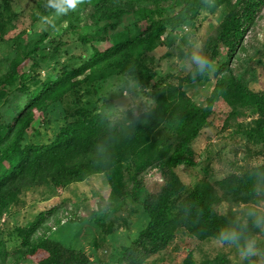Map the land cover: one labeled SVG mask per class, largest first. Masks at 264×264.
<instances>
[{"label": "trees", "instance_id": "obj_1", "mask_svg": "<svg viewBox=\"0 0 264 264\" xmlns=\"http://www.w3.org/2000/svg\"><path fill=\"white\" fill-rule=\"evenodd\" d=\"M149 1L154 4V9L142 6L140 0H84V4L91 8L88 17L90 30L79 34L78 42L88 47L89 53L86 57L81 54L80 59L72 58L64 62L60 69L53 67L51 72L54 76L38 77L36 82L33 78V83L31 76L18 74L22 64L14 63L11 77H16L15 80L21 84L20 92H16L18 97L14 99L18 104L13 106L12 99L9 100L7 110H10L4 111L8 115L0 124V209L12 205L9 203L14 201L28 180L35 178L32 170L40 173L37 178L43 184L44 174L57 171V167H49L56 162L58 165L65 162L62 157L73 159L88 153L93 156L92 159L80 165L73 164L72 169L65 171V180L102 173L113 193L120 194L115 199L116 203L131 198L143 209L148 222L130 245L120 248L115 260L117 264H143L149 257L162 252L177 234L183 232L198 242H219L217 232L224 226L238 227L254 239L264 226L254 224L250 214L242 216L231 211L241 203L246 205L255 201L251 197L256 191L255 185L264 181V165L254 167L243 175L232 174L216 181V189L212 185L197 186L184 197L180 196L182 188L173 172L178 165L190 163L188 159L193 154L191 145L208 123L211 108L216 102H223L229 107V120L249 118L247 122H237L235 133L262 146L264 155V90H250L244 79L245 69L240 67L237 72L231 68V59L238 58L237 51H244L243 37L260 18L258 13L264 0H234L233 3V0ZM221 5H224L225 11L216 29L217 36L210 38L203 50L210 60H217L212 72L215 83L205 106H197L182 92L169 87L166 93L146 94L149 106L144 112L136 115L131 111L124 113L134 126H130L123 117L114 124L110 123L105 116L107 114L101 113L106 103H101L99 107L96 103L102 98L97 90L98 84L109 77L123 79L129 70H133L142 85L157 88V85L148 84L154 74L147 71L146 57L160 46L165 29L193 26L202 7L211 9ZM41 7L45 15L53 13L48 6L46 9L45 3ZM74 10L77 11L76 7ZM125 13H134L138 19L112 33L119 26V16ZM162 14L166 17L161 18ZM140 22L144 23L143 29ZM4 25L5 22L0 23V27ZM3 29L0 28V32ZM104 41H109L110 46L102 52L91 44ZM40 43L41 40L31 45L33 53L36 54ZM40 56L43 54L39 53ZM191 71L183 79L184 83L208 80V74L193 78ZM165 95L168 98H164ZM177 95L180 96L178 103L166 104L173 102ZM152 101L154 105L150 104ZM12 113H16L14 117H11ZM37 114L39 122L35 128L32 123ZM49 116L62 119L65 125L46 136L43 127L51 123ZM123 164L132 166L134 171L125 179L121 176ZM46 167L48 170L44 172ZM149 170H156L162 183L153 194L143 186V176ZM220 203H227L229 212L219 213L216 208ZM44 215L26 225L14 227L19 240L18 247L14 249V264L26 261L32 264H88L89 260L82 251L64 246L47 235H36L46 221ZM102 217L105 218L104 215ZM96 222L101 223L100 220ZM3 252L0 241V258L4 253L6 255ZM38 252L42 253V257L35 262L34 256ZM181 264L242 262H231L221 255L196 263L189 252Z\"/></svg>", "mask_w": 264, "mask_h": 264}, {"label": "rangeland", "instance_id": "obj_2", "mask_svg": "<svg viewBox=\"0 0 264 264\" xmlns=\"http://www.w3.org/2000/svg\"><path fill=\"white\" fill-rule=\"evenodd\" d=\"M140 1L139 4L142 6L154 9L152 1ZM233 2L234 0L231 1ZM43 3L47 9L48 0H0V23L5 22V25L0 27L4 28L0 32V98L2 96L0 124L8 115L4 111L8 108L9 100L12 99L13 106L18 104L14 99L18 97L16 92H20L21 84L15 80L16 77H11L14 63L22 64L18 68V74L25 73L31 76L30 81L33 83V78L36 82L38 77L54 76L51 72L53 67L60 69L64 62L79 58L81 54L86 57L90 51L88 47L78 42V35L90 30L88 18L91 13L90 6L84 4V0H78L77 11L73 9L64 15L54 16V13L47 15L43 13L41 7ZM224 11V5L211 9L204 6L198 11L193 26L182 25L176 29L171 27L165 29L160 38V46L146 57L149 69L147 71L154 74L148 84L157 85V88H149L138 80L140 83L138 92L124 88L109 92V82L116 78L109 77L101 81L97 86L98 93L102 97L101 102L96 100L97 97L94 98L98 107L101 103H106V108L101 109V113L107 114L105 116L108 121L114 124L122 118V114L117 109H122L124 113L131 111L133 115L144 112L147 108L142 97L149 106L146 94L166 93L169 87L182 92L187 100L197 106L204 107L206 99L212 92L215 79L211 73L208 74L206 81L184 83L183 79L192 70L185 60L186 45L189 40H200L204 50L205 43L217 36L216 29ZM174 12L176 13L177 9ZM258 14L260 18L256 25L243 37L244 51L238 50V58L231 59V68L235 71L239 72L240 67L245 69L244 79L249 89L254 92L264 90V5L261 6ZM165 17L166 15L162 14L161 18ZM137 19L134 13L119 16V26L112 33ZM45 20L52 21V24L45 23ZM139 25L144 28L143 22ZM10 40H14L11 42L12 45L8 44ZM39 40L41 43L35 54L31 45ZM91 44L100 52L110 46L109 41ZM39 53L43 54L40 58ZM212 62L215 65L217 60ZM179 95L173 102L167 100L166 104L178 103ZM164 98L168 96L165 95ZM150 104L154 105V102ZM211 112L208 123L200 130L197 139L191 145L193 154L188 159L190 163H182L173 170L181 185L182 197L200 185H212L216 189V181L232 174L240 176L254 167L264 165L262 146L253 144L242 135L235 133L237 122H247L249 118L229 120L230 109L223 102H216ZM15 114L12 113L11 117ZM49 119L51 123L43 127L46 136H50L65 125V122L57 117L49 116ZM38 122L37 114L32 127L36 128ZM40 127L42 128V125ZM92 157L89 153L73 159L62 157L65 162L51 165L49 168L57 167V171H48L49 173L44 174L43 184L37 178L40 173L32 170L36 174L35 178L28 180L27 185L25 184L14 201L9 203L12 205L0 209V241L2 251L6 252V255L3 252L0 264H14L16 257L14 249L19 243L14 227L26 225L43 214L46 221L39 227L36 235H47L64 246L82 251L89 260L88 264H117L115 260L120 248L130 245L137 238L148 219L143 209L131 198L116 203L115 199L119 193H113L102 173L65 180V171L72 169L73 164L80 165ZM47 170L48 167L44 172ZM63 170V173H59ZM133 172L132 166L122 165V178L125 179L127 174L131 175ZM124 185L128 186L126 183ZM161 185L156 170H149L143 176V186L147 192L153 194ZM254 189L256 191L251 197L255 199L254 202L246 205L241 203L231 211L242 216L250 214L253 210L258 214H264V181L257 183ZM229 207L227 203H220L216 209L224 214L229 212ZM102 215L105 218H101ZM97 220L101 223L98 224ZM255 240L264 249V226ZM189 252L192 253L196 263L221 255L231 262L241 261L232 246L223 245L216 240L198 242L183 232L177 234L162 252L149 257L143 264H181ZM41 257L42 253L38 252L34 256L35 262ZM20 264L32 263L26 261ZM253 264H264V257H254Z\"/></svg>", "mask_w": 264, "mask_h": 264}, {"label": "clouds", "instance_id": "obj_3", "mask_svg": "<svg viewBox=\"0 0 264 264\" xmlns=\"http://www.w3.org/2000/svg\"><path fill=\"white\" fill-rule=\"evenodd\" d=\"M77 3L78 0H48L47 6L53 9L54 16H60L74 9ZM45 23L51 25L52 21L45 20ZM186 49L185 60L192 69L191 76L193 78L205 74H211L215 71V66L212 60L203 53L202 41L189 40ZM118 88H124L128 91H139L140 83L135 78L133 70H129L123 79L110 80L109 92L116 91ZM142 98L144 100L145 108H147L145 98ZM117 110L122 114L123 119L130 126H134L133 122L125 118L122 109ZM250 215L253 217V223L257 226L264 224V214H258L253 210L250 212ZM216 238L221 244L233 246L242 264H253L254 257H264V249L258 245L257 241L251 235H245L238 227L231 225L224 226L218 230Z\"/></svg>", "mask_w": 264, "mask_h": 264}]
</instances>
